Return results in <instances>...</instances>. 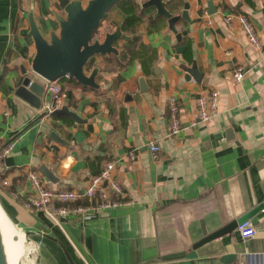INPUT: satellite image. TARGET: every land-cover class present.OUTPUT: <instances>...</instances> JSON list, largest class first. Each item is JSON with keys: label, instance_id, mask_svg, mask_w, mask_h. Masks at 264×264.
<instances>
[{"label": "crops", "instance_id": "obj_1", "mask_svg": "<svg viewBox=\"0 0 264 264\" xmlns=\"http://www.w3.org/2000/svg\"><path fill=\"white\" fill-rule=\"evenodd\" d=\"M146 1L120 0L99 26L97 38L118 28L125 38L115 40L117 52L97 54L85 66L88 75L98 70V87L58 79L62 106L77 121L41 115L14 92L21 65L31 71L37 52L30 19L46 38L59 34L58 17L66 16L59 0H0V148L13 145L1 165L0 203L29 232L37 249L29 264H72L69 256L76 264H246L264 255V207L249 219L254 236L242 238L236 227L197 244L264 206V0H165L180 15V39ZM229 14L250 18L261 48L237 17L227 25ZM238 66L245 68L239 82ZM212 90L219 92L218 116L191 125L197 98ZM171 97L184 124L174 135ZM151 141L161 147L157 159ZM109 161L122 188L116 196L126 204L84 222L72 218L64 230L25 207L29 171H39L51 189L83 191Z\"/></svg>", "mask_w": 264, "mask_h": 264}, {"label": "water", "instance_id": "obj_2", "mask_svg": "<svg viewBox=\"0 0 264 264\" xmlns=\"http://www.w3.org/2000/svg\"><path fill=\"white\" fill-rule=\"evenodd\" d=\"M120 0H88L85 4L84 0H59L61 6L66 12V16L58 17L61 24L59 34L51 32L50 39L46 38L34 19H30L31 35L34 38L37 52L31 63V71L24 65H21V75L16 81L15 94L27 101L36 109H42L45 105L47 97V88L44 79L56 80L64 76L75 77L84 85L98 87L96 82L97 69L91 74L85 72V66L90 59L97 54H110L117 52L114 43L118 37L125 38L121 29L118 28L113 32H108L102 38L96 37V30L105 18L107 12ZM154 5L157 8V14L163 15L168 19L170 28L177 33L180 39L181 34L177 32L176 21L180 15H174L167 6L165 0H147L144 6ZM184 11L182 16L187 17ZM41 77V79H40ZM43 114L47 112L42 111ZM52 116H69L79 121L80 117L76 112L69 110L67 106L56 108L51 112ZM51 136L61 140L56 132H52ZM43 173L54 178L53 172L44 168ZM263 204L256 206L243 216L235 220L229 226L218 230L197 244H203L219 234L236 228L245 220L250 219L252 215L263 208ZM26 236L29 232L25 233ZM70 262L76 264L69 256ZM0 264H4L3 251L0 240Z\"/></svg>", "mask_w": 264, "mask_h": 264}, {"label": "built area", "instance_id": "obj_3", "mask_svg": "<svg viewBox=\"0 0 264 264\" xmlns=\"http://www.w3.org/2000/svg\"><path fill=\"white\" fill-rule=\"evenodd\" d=\"M235 17L238 18V22L249 41L257 48H261L260 35L248 16L229 14L224 17V21L227 25H231ZM244 75L245 68L242 66H238L233 71V78L238 82L243 79ZM44 82L51 100L46 101L42 111L49 114L56 108L62 107V86L58 79H44ZM218 103L219 92L217 90L201 94L197 98V120L191 121V125H195L197 121L203 123L213 122L219 114ZM178 105L176 97L169 99L170 134L173 135L179 133L184 125ZM12 146V143H8L0 149V173L4 158L10 154ZM148 149L154 159L159 157L161 147L156 141L149 142ZM128 159L133 162L137 159V156L135 153H129ZM115 171L116 162H107L98 174L90 176L86 188L83 191H78L69 188L51 189L47 186L39 171L31 170L28 172L27 177L31 182L32 192L26 196L25 207L31 211H43L47 218L63 230V223L69 222L72 218L74 221H87L104 211L127 203L116 196L122 193V188L115 179ZM2 183L7 185L9 181L7 178H3ZM82 198L87 199V202H80ZM237 229L242 238H250L257 233V226L249 219L239 224ZM246 264H264V255L259 261Z\"/></svg>", "mask_w": 264, "mask_h": 264}, {"label": "bare ground", "instance_id": "obj_4", "mask_svg": "<svg viewBox=\"0 0 264 264\" xmlns=\"http://www.w3.org/2000/svg\"><path fill=\"white\" fill-rule=\"evenodd\" d=\"M0 240L4 264H21L26 235L18 230L0 203ZM24 242V244H23ZM24 245V247H23ZM34 259H30L33 261Z\"/></svg>", "mask_w": 264, "mask_h": 264}, {"label": "rangeland", "instance_id": "obj_5", "mask_svg": "<svg viewBox=\"0 0 264 264\" xmlns=\"http://www.w3.org/2000/svg\"><path fill=\"white\" fill-rule=\"evenodd\" d=\"M12 220V219H11ZM13 221V220H12ZM16 228L24 233H26L25 230H22L15 222L13 221ZM24 244V242H23ZM24 247V245H23ZM34 259V262L36 263L37 259V249L33 245V242L30 241L29 235L26 236V242H25V249H24V255L22 256V262L21 264H29V260Z\"/></svg>", "mask_w": 264, "mask_h": 264}, {"label": "trees", "instance_id": "obj_6", "mask_svg": "<svg viewBox=\"0 0 264 264\" xmlns=\"http://www.w3.org/2000/svg\"><path fill=\"white\" fill-rule=\"evenodd\" d=\"M101 25V24H100ZM98 33V29L96 30V34ZM7 145V144H6ZM3 148V147H2ZM2 148H0V149H2ZM69 189H71V188H69ZM80 202H84V203H86L87 202V199H85V198H82L81 200H80ZM55 204H60V203H55ZM43 212V211H42Z\"/></svg>", "mask_w": 264, "mask_h": 264}]
</instances>
